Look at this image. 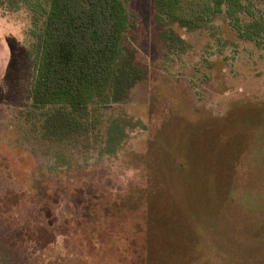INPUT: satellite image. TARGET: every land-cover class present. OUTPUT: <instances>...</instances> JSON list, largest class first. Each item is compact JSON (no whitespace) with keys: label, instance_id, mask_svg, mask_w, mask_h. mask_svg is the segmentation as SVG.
Returning <instances> with one entry per match:
<instances>
[{"label":"rangeland","instance_id":"1","mask_svg":"<svg viewBox=\"0 0 264 264\" xmlns=\"http://www.w3.org/2000/svg\"><path fill=\"white\" fill-rule=\"evenodd\" d=\"M129 5L147 77L64 143L26 99L30 11L0 6V264H264V35Z\"/></svg>","mask_w":264,"mask_h":264},{"label":"trees","instance_id":"2","mask_svg":"<svg viewBox=\"0 0 264 264\" xmlns=\"http://www.w3.org/2000/svg\"><path fill=\"white\" fill-rule=\"evenodd\" d=\"M130 2L0 0L1 7L25 6L30 11L29 33L34 41L29 58L34 71L26 99L29 108L42 117L43 138L64 143L80 130L95 128L99 108L125 101L131 89L147 77V65L136 58L138 18ZM222 8L247 38L257 40L264 35V0H153L158 18L167 15L188 28ZM244 11L250 12L249 25L237 18ZM126 241L120 239V245Z\"/></svg>","mask_w":264,"mask_h":264}]
</instances>
